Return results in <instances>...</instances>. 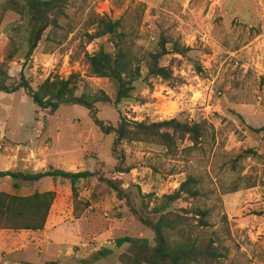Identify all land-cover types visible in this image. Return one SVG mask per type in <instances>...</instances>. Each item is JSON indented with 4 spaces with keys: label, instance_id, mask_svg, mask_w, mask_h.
<instances>
[{
    "label": "rangeland",
    "instance_id": "rangeland-1",
    "mask_svg": "<svg viewBox=\"0 0 264 264\" xmlns=\"http://www.w3.org/2000/svg\"><path fill=\"white\" fill-rule=\"evenodd\" d=\"M8 0H0V7ZM60 27L47 32L29 59L26 15L4 14L0 23V82L14 85L20 75L36 88L46 78L80 75L77 94L103 90L115 99L116 85L90 76L84 60L101 45L112 51L108 37L85 43L95 15L124 16L135 32L137 50L155 49L161 35L191 48L188 57L170 55L174 79L140 78L131 97L118 105L97 103L99 118L116 125L121 116L134 121L168 119L206 122L198 144L184 138L173 150L155 144L124 143L129 173L114 172V135H104L79 105H62L54 114L41 111L23 89L0 92V171L37 172L52 166L93 171L104 163L106 176L120 181L134 205L172 193L188 175L202 182L211 228L228 248V264H264V140L250 126H264V0H69ZM142 15L141 24L130 26ZM13 38L16 57L6 62ZM197 64V67H196ZM145 72V70H144ZM252 150L254 153H246ZM51 188L56 193L46 225L39 231L0 230V264L24 261L80 264L102 248L114 253L93 264H120L124 236L153 240L125 201L97 179L68 181L45 178L14 188L0 178V191L29 195ZM179 200L172 209L187 208Z\"/></svg>",
    "mask_w": 264,
    "mask_h": 264
},
{
    "label": "trees",
    "instance_id": "trees-1",
    "mask_svg": "<svg viewBox=\"0 0 264 264\" xmlns=\"http://www.w3.org/2000/svg\"><path fill=\"white\" fill-rule=\"evenodd\" d=\"M69 0H8L0 7V23L6 12L12 10L26 15L27 50L25 58L29 59L46 33L60 27V21L67 15ZM124 16L113 20L108 16L95 15L91 18L86 32L85 43L108 37L112 43V51L101 45L98 50L89 54L85 51L84 60L88 65L90 76L107 78L116 85L115 99L103 90L94 94H77L80 75L72 74L68 78L56 76L46 78L34 88L23 74L20 82L6 85L0 82V92L13 93L23 89L39 110L54 114L62 105H79L88 110V115L104 135H114L112 155L117 163L111 173H129L134 166L127 165L124 143L142 142L155 144L173 150L178 141L187 138L198 145L207 134L206 122L179 121L175 118L157 122L134 121L125 116L114 125L99 118L97 103H113L118 105L131 97L136 82L144 77L162 78L166 81L174 79L173 70L163 65L166 56L181 55L187 58L191 48L179 39L161 35L155 49L139 51L135 48V32L128 29L129 20ZM142 15L137 22L140 25ZM17 43L11 38L6 50L5 61L13 60L17 55ZM197 67V64H196ZM145 70V72H144ZM250 128L262 134L264 126ZM246 153H254L248 150ZM104 163H100L93 171L78 172L48 167L37 172L6 170L0 171V178L9 177L14 181V188L21 183L35 184L45 178L65 180L76 191L80 181L97 179L112 189L116 196L126 202L130 211L145 228L153 233V240L141 237L124 236L116 239V248L126 246L127 249L118 257L120 264H228L230 260L228 248L222 237L211 228V210L207 206L201 180L188 175L172 193L164 194L156 200L147 194L141 198V206L137 208L131 200L127 189L120 181L105 175ZM56 193L53 190L35 191L29 195L10 194L0 191V230L39 231L44 229ZM185 200L189 206L179 211L173 210L172 204ZM114 253L111 248H102L89 258L82 259L80 264H93ZM17 264H60L58 261L33 263L29 261Z\"/></svg>",
    "mask_w": 264,
    "mask_h": 264
},
{
    "label": "crops",
    "instance_id": "crops-1",
    "mask_svg": "<svg viewBox=\"0 0 264 264\" xmlns=\"http://www.w3.org/2000/svg\"><path fill=\"white\" fill-rule=\"evenodd\" d=\"M4 171V170H3ZM6 171V170H5ZM47 190H52L51 188H47V189H44V190H40V191H47Z\"/></svg>",
    "mask_w": 264,
    "mask_h": 264
}]
</instances>
